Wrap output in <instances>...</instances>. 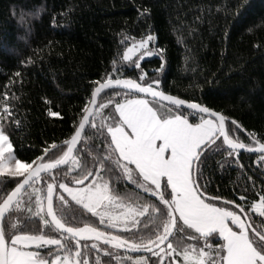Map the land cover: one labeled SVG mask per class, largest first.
Here are the masks:
<instances>
[{
    "label": "trees",
    "instance_id": "obj_1",
    "mask_svg": "<svg viewBox=\"0 0 264 264\" xmlns=\"http://www.w3.org/2000/svg\"><path fill=\"white\" fill-rule=\"evenodd\" d=\"M153 33L159 55L141 60L139 67L120 64L128 40ZM115 77L198 102L226 117L230 139L250 147L264 143V0H0V132L16 159L31 166L41 157L59 160L94 87ZM131 97L144 96L116 89L99 95L69 163L35 179L7 213L1 228L8 246L17 235L54 240V245L16 247L37 261L80 249L81 264H167L194 248L215 262L212 254L222 239L195 232L175 214L168 242L147 254L76 236L77 228L100 229L142 247L169 232L173 208L166 183L153 194L111 135L121 123L117 106ZM144 98L162 108L163 118L179 114L189 123L207 118ZM24 174L0 175V201ZM85 177V183L92 178L106 183L116 203L142 211L136 224L107 226L70 198L63 186ZM196 179L204 194L239 206L264 238V210L251 209L259 199L264 205V154L232 150L218 139L201 154ZM248 231L264 253V241Z\"/></svg>",
    "mask_w": 264,
    "mask_h": 264
},
{
    "label": "rangeland",
    "instance_id": "obj_2",
    "mask_svg": "<svg viewBox=\"0 0 264 264\" xmlns=\"http://www.w3.org/2000/svg\"><path fill=\"white\" fill-rule=\"evenodd\" d=\"M142 41L147 43L141 48ZM129 49L133 51L129 53ZM158 50L154 33L130 39L120 64L137 67L141 60L159 55ZM158 108L162 109L144 97H131L117 106L121 123L112 128L111 135L120 155L135 165L151 184L153 194L159 195L163 181L166 183L174 214L182 223L201 235L216 233L222 239L221 249L212 254L217 256L213 264H264V253L252 243L243 214L230 205L208 201L194 186L193 160L198 148L216 133L217 126L209 117L196 123H189L179 114L163 118ZM30 168V163L13 156L10 143L0 132V175H21ZM63 188L70 198L95 213L107 226L130 228L142 214L134 207L116 203L117 198L109 194L106 183L95 178L83 185ZM251 209L262 213V200L254 202ZM79 251L71 255L59 253L50 260L41 259L40 263L81 264ZM206 255V251L192 248L167 264H210Z\"/></svg>",
    "mask_w": 264,
    "mask_h": 264
},
{
    "label": "water",
    "instance_id": "obj_3",
    "mask_svg": "<svg viewBox=\"0 0 264 264\" xmlns=\"http://www.w3.org/2000/svg\"><path fill=\"white\" fill-rule=\"evenodd\" d=\"M140 84H142V85H140ZM148 86L149 85L143 84V83L139 82L138 80L130 78V77H115V78H109V79H106L104 81H101L94 87V89L92 90V93H91L89 103L86 107V110L84 111L81 119L79 120L74 132L65 142L66 150H65L64 154L62 155V157L59 160L52 161V162H42L41 161L42 157H41L39 160H37L31 166V168L27 172H25V174L22 176V178L19 180V182L0 201V264H7L8 244H7V242L3 236L2 228H1L4 218L6 217L7 213L12 208L15 201L20 197V195L26 190V188L35 179H37L38 177H40L43 174H46V173H49L51 171L62 168L63 166H65L69 163V161L74 156V152H75V150H76V148H77V146H78V144L82 138V135H83L87 125L89 124V122L93 116V113H94L96 106H97L98 97L102 92H104L106 90H111V89L123 90V91L129 92V93L144 96V97H147L149 99H152V100L161 102L163 104L170 105V106L177 108L176 102L171 99V97H175L177 99H182L185 101V104L181 105L179 108L193 112V113H196V114H199V115H202V116H205V117H209L211 119H215V117L210 116L209 114L200 113L199 109H191L188 107L189 103L200 104L198 102L187 100V99L175 96L173 94L167 93V92H165V91H163V90H161L155 86H152V85H150V86H152V88H149ZM157 91L163 92L164 95H160ZM200 105L203 107H206L202 104H200ZM211 111L213 113H219V112L214 111L212 109H211ZM220 115H222V114H220ZM224 118H225V134L227 135V133H226V120L227 119L225 116H224ZM217 123H218V121H217ZM235 124L237 127L240 128V126L237 123H235ZM216 126H217V134L201 149V151H199V153L197 154V156L194 159V162L192 165V178H193L194 186H195L196 190L198 191V193L203 198H205L207 200H219V201H222L224 203H230L233 206H235L243 214V216L246 220L247 226L252 231V233L255 236H257L259 239L264 241V238L252 228L246 213L239 206H237L233 202H228L227 200L218 199L216 197H212V196L204 194L200 190V188L197 184V179H196L197 162H198L201 154L203 153V151L206 148L211 146L218 139H221L224 143L223 135H221V130H220L218 125H216ZM230 140H232V139H230ZM234 142H236V141H234ZM236 143H239V142H236ZM261 144H264V143L256 141L254 146H251V147L245 146L242 149H235V150L240 151V152L264 154V149L260 148ZM224 145L227 148L232 149L229 145H227L225 143H224ZM86 180H87V178L85 177L83 179L76 181L75 186L84 184L86 182ZM46 212L48 213L49 220L53 223V225H55V221H52V218H51L50 213L48 212L47 206H46ZM172 215H173L172 216V224L170 225V229H169L167 236L163 240H161L155 244L148 245V246L145 245L142 247H138V246L131 247L127 241L123 240L119 236H116L112 233L104 232L100 229H92L91 231H87V230H84L82 228H77V229H75V234L79 239H82V240H95V241H98L101 243L111 242L114 245H119L122 243L123 244L122 246H127L128 248H131L133 253L147 254V253H151V252L156 251L157 249H159L160 247L165 245L168 242V240L170 239V237L174 231V226H175V218H174V211L173 210H172ZM60 229L62 231H65L67 234H72V232H70L68 229H64L62 227H60ZM217 247H218V245H217Z\"/></svg>",
    "mask_w": 264,
    "mask_h": 264
},
{
    "label": "crops",
    "instance_id": "obj_4",
    "mask_svg": "<svg viewBox=\"0 0 264 264\" xmlns=\"http://www.w3.org/2000/svg\"><path fill=\"white\" fill-rule=\"evenodd\" d=\"M55 243L54 240L43 237L17 235L12 238L11 244L8 246L7 264H41L40 261L34 260L29 253L16 247L54 245Z\"/></svg>",
    "mask_w": 264,
    "mask_h": 264
},
{
    "label": "snow or ice",
    "instance_id": "obj_5",
    "mask_svg": "<svg viewBox=\"0 0 264 264\" xmlns=\"http://www.w3.org/2000/svg\"><path fill=\"white\" fill-rule=\"evenodd\" d=\"M145 11H147V10H145ZM149 39H151V37ZM146 43H147L146 41H142L140 43L139 47H141V48L142 47H145L146 46ZM132 51H133V49H129V53L132 52ZM146 54L147 55H150L151 53H146ZM128 58H129V55H128V53H126L125 54V59L127 60ZM137 67H139V64H137ZM140 85H142V84H140ZM148 87L149 88H152V86H150V85ZM157 92L160 95H164L163 92H159V91H157ZM171 99L176 102L177 108H179L181 105H184L185 104V101L182 100V99H177L175 97H171ZM188 107L191 108V109H199V112L200 113H202V114H209L210 116L215 117V119H211V120L213 121V123L215 125H218L219 126V128L221 130V135H223L224 143L227 144V145H229L233 150H235V149H242V148L245 147L244 144L236 143L233 140H230L229 137H228V135L225 134V118H224V116L220 115L219 113H213L210 108L203 107L200 104L189 103L188 104ZM50 115H52V116H58L59 113H57V112H51L50 111ZM201 120H207V119H201ZM217 121H218V123H217ZM233 123H235V121H233ZM260 148L261 149H264V144H261L260 145Z\"/></svg>",
    "mask_w": 264,
    "mask_h": 264
},
{
    "label": "flooded vegetation",
    "instance_id": "obj_6",
    "mask_svg": "<svg viewBox=\"0 0 264 264\" xmlns=\"http://www.w3.org/2000/svg\"><path fill=\"white\" fill-rule=\"evenodd\" d=\"M199 153V152H198ZM197 156V155H196ZM195 159V158H194ZM192 165H193V163H192ZM87 181V180H86ZM88 183V182H87ZM84 184H86V183H84ZM83 185V184H82ZM85 230V229H84ZM88 231V230H87Z\"/></svg>",
    "mask_w": 264,
    "mask_h": 264
}]
</instances>
